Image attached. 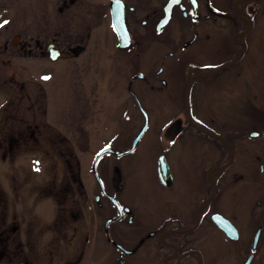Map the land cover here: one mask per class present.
<instances>
[{"label": "flooded vegetation", "instance_id": "af4514ba", "mask_svg": "<svg viewBox=\"0 0 264 264\" xmlns=\"http://www.w3.org/2000/svg\"><path fill=\"white\" fill-rule=\"evenodd\" d=\"M46 3L0 30V264H264V0Z\"/></svg>", "mask_w": 264, "mask_h": 264}, {"label": "rangeland", "instance_id": "374dc122", "mask_svg": "<svg viewBox=\"0 0 264 264\" xmlns=\"http://www.w3.org/2000/svg\"><path fill=\"white\" fill-rule=\"evenodd\" d=\"M2 4H6L7 6V12L5 14H7V16L9 15L11 18H9L8 21V25L13 29L16 28V30H33L36 31L38 29L39 24H41L42 22H45L46 27L47 28H52L53 23H54V19H53V5L50 3H46V4H41V0H1ZM3 14L0 12V15ZM3 22H0V24H2ZM5 25V24H4ZM3 25V26H4ZM2 26V27H3ZM0 27V30L1 28ZM107 37L109 39H112L113 34H111V28L109 27L108 32H107ZM112 42V40H111ZM95 46H101V43L98 42L97 44H95ZM112 90V89H111ZM107 95L109 96L108 99L105 100L104 104H105V108L108 110V112L106 113V115H103L100 118L99 124L100 127H102L103 125L106 126L105 129H111L115 127V121L117 119V122L120 121L121 126L118 127L120 129L124 128V133L126 135H129L133 132V130L136 127V124H131V122H129L128 124H126L128 122V120L132 117L131 114L126 115L125 114V110L127 109V103H125V100L122 102L121 100H118L115 96L114 92H110L109 94V90L107 91ZM94 102V101H92ZM142 103L144 104L143 106H145V108H148V104H147V100H142ZM129 107L130 108H134L132 103H129ZM132 110V109H131ZM137 123L139 122V119L135 118ZM78 123V120H77ZM79 125V124H78ZM83 127H86L87 129L92 131V128H94V119L91 120V122L88 121L87 125H80ZM79 127V126H78ZM119 132V130H117ZM84 132V131H82ZM81 132V133H82ZM101 135V132H100ZM110 136V135H108ZM149 139L150 136L144 141L142 147L146 148L147 144L149 143ZM118 144H120V142H118ZM126 143H124L122 145V147L125 145ZM144 158H146L144 156ZM104 159H108L110 160H115L114 157L112 156H106ZM142 167L139 166L137 169V175L138 176H142L143 172H142ZM142 181L144 180V185L148 184V181L146 180V178L141 179ZM129 197L126 196L125 200L129 202ZM222 244H224L225 246H229L230 243L229 242H221ZM223 260L224 261H229V260H235V257H233V254H229V253H225V255H223ZM229 264V263H226ZM234 264V263H231Z\"/></svg>", "mask_w": 264, "mask_h": 264}, {"label": "water", "instance_id": "95a60500", "mask_svg": "<svg viewBox=\"0 0 264 264\" xmlns=\"http://www.w3.org/2000/svg\"><path fill=\"white\" fill-rule=\"evenodd\" d=\"M112 21L114 25L115 31L118 33L119 37L122 38V33L126 32V22L124 17L122 16V19H120V16L118 15V7L114 6L112 7ZM147 127V122L144 124V128ZM252 136L256 135V133H252ZM138 138L134 140V144L137 142ZM112 151L109 148H105L102 150L99 154L102 155L103 153ZM119 155V154H118ZM113 184L117 187V189L121 186V176L119 172V168L116 166L114 168L113 178H112ZM214 221L218 227H220L229 237L235 238L234 235H232V232H234V229H232L231 224L228 220L223 218L221 215H216L214 218ZM260 230L257 231V233L254 236V242H257V239L259 237ZM251 257H249L244 264H248Z\"/></svg>", "mask_w": 264, "mask_h": 264}, {"label": "snow or ice", "instance_id": "6c2138e0", "mask_svg": "<svg viewBox=\"0 0 264 264\" xmlns=\"http://www.w3.org/2000/svg\"><path fill=\"white\" fill-rule=\"evenodd\" d=\"M7 23H8V21H3V23L0 24V27H2L4 24H7ZM44 79H48V77H44Z\"/></svg>", "mask_w": 264, "mask_h": 264}]
</instances>
